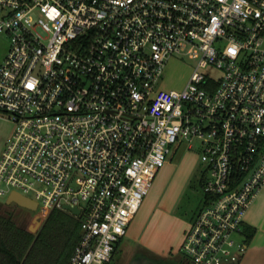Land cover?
Wrapping results in <instances>:
<instances>
[{"label":"built area","instance_id":"1","mask_svg":"<svg viewBox=\"0 0 264 264\" xmlns=\"http://www.w3.org/2000/svg\"><path fill=\"white\" fill-rule=\"evenodd\" d=\"M1 42L0 112L15 127L0 195L79 219L68 264L111 261L183 144L200 148L206 198L182 250L190 264L241 259L264 185V0H0ZM177 53L195 68L159 88Z\"/></svg>","mask_w":264,"mask_h":264},{"label":"rangeland","instance_id":"2","mask_svg":"<svg viewBox=\"0 0 264 264\" xmlns=\"http://www.w3.org/2000/svg\"><path fill=\"white\" fill-rule=\"evenodd\" d=\"M6 47V42L0 43V63L5 55ZM196 63L197 59L190 56L189 54H175L173 59L169 61L165 72L158 83V87L165 89L181 88L188 80L193 68H195L196 66ZM212 70L214 73L218 71L215 68ZM7 127L10 128L11 134L14 130L15 123L9 113L0 112V140L3 131L7 129ZM4 147L5 144L3 146V149ZM170 158L172 159L171 161L174 166L169 168V172H166L165 175L163 174V181H157V177H159V174H156L150 190L156 188L159 185L158 183H160V188L164 187V196L167 194V196L169 195V198H172L173 195L176 194V192H179V189L176 188L177 176H180L182 174L186 176V166H188L189 169L190 166H192L189 175L187 174L184 185L180 188V196L173 209L176 214L183 218V223L188 224L186 229L183 231L185 238V234L190 227L191 222L194 220L199 209L204 205L206 194L201 183V178L206 167L200 159V148L197 145L194 148L189 149L186 147V144H183L177 150L172 151ZM164 165L162 167H164ZM29 196H32V193H30ZM7 197V194L0 195V213L10 218L19 227L24 228L30 232L37 233L44 225L49 213L42 207L32 209L20 205L16 202L8 203ZM127 238L128 237H124L123 240H120V242L118 243L120 246L118 245L119 248L116 251L115 257L110 264H121L120 261H123V264H127L128 260L131 258L130 256L133 255L130 250L131 247L139 244L135 243L134 241H129ZM238 238H240L239 235ZM183 241L177 249L173 251L170 249L169 254L171 255V257L168 261L169 264L190 263L189 257L182 250ZM140 246L136 247V252H142L143 248H141ZM224 264L229 263L226 262Z\"/></svg>","mask_w":264,"mask_h":264},{"label":"crops","instance_id":"3","mask_svg":"<svg viewBox=\"0 0 264 264\" xmlns=\"http://www.w3.org/2000/svg\"><path fill=\"white\" fill-rule=\"evenodd\" d=\"M10 131V128L7 127L1 135L0 155ZM171 160L170 158L164 167L158 170L157 175L159 174V177H157V181H161L163 174L165 175L166 172H169V168L174 166ZM191 169L192 166H190V169L186 166V176L184 174L177 176L176 188L179 189V192ZM158 184L156 188L149 191L139 210L129 223L124 237H128L129 241H134L139 245L131 247L130 250L133 255L130 256L131 258L127 264H130L134 258L144 259V264H168L171 257L169 254L170 249L172 251L177 249L184 239L183 231L188 224L183 223V218L173 210L180 193L176 192L172 198H169L167 194L164 196V187L160 188L161 184ZM243 236L248 247L241 259L234 264H264V185L247 209L243 223ZM118 245L108 264L114 259L115 253L120 246ZM137 246L143 248L142 252L135 251ZM120 263L123 264L124 262L120 261Z\"/></svg>","mask_w":264,"mask_h":264},{"label":"trees","instance_id":"4","mask_svg":"<svg viewBox=\"0 0 264 264\" xmlns=\"http://www.w3.org/2000/svg\"><path fill=\"white\" fill-rule=\"evenodd\" d=\"M80 237L79 219L63 209H53L37 233L0 213V264H68Z\"/></svg>","mask_w":264,"mask_h":264},{"label":"water","instance_id":"5","mask_svg":"<svg viewBox=\"0 0 264 264\" xmlns=\"http://www.w3.org/2000/svg\"><path fill=\"white\" fill-rule=\"evenodd\" d=\"M7 202L11 203V202H16L20 205L26 206L28 208H32V209H36L38 206V202L32 198L29 195H26L18 190H14L12 192L9 193L8 197H7ZM65 208L70 209L73 213H79L80 209L77 205L75 206H71L69 204L65 205ZM144 259H137L134 258L130 264H144Z\"/></svg>","mask_w":264,"mask_h":264},{"label":"flooded vegetation","instance_id":"6","mask_svg":"<svg viewBox=\"0 0 264 264\" xmlns=\"http://www.w3.org/2000/svg\"><path fill=\"white\" fill-rule=\"evenodd\" d=\"M164 264V263H163ZM169 264V263H168Z\"/></svg>","mask_w":264,"mask_h":264}]
</instances>
